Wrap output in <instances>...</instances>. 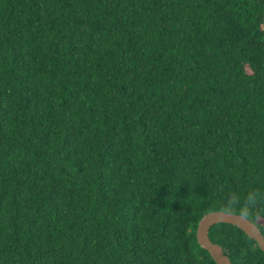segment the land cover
<instances>
[{
	"label": "trees",
	"instance_id": "obj_1",
	"mask_svg": "<svg viewBox=\"0 0 264 264\" xmlns=\"http://www.w3.org/2000/svg\"><path fill=\"white\" fill-rule=\"evenodd\" d=\"M262 20L263 0H0V264H216L196 226L217 210L264 236ZM208 236L264 264L238 227Z\"/></svg>",
	"mask_w": 264,
	"mask_h": 264
},
{
	"label": "water",
	"instance_id": "obj_2",
	"mask_svg": "<svg viewBox=\"0 0 264 264\" xmlns=\"http://www.w3.org/2000/svg\"><path fill=\"white\" fill-rule=\"evenodd\" d=\"M263 30H264V0H263ZM218 223H228L241 229L250 238L256 241L259 248L264 252V236L249 218L241 214L226 212L223 210L211 211L203 215L196 226V239L216 264H232L222 247L212 242L208 236L211 226Z\"/></svg>",
	"mask_w": 264,
	"mask_h": 264
},
{
	"label": "clouds",
	"instance_id": "obj_3",
	"mask_svg": "<svg viewBox=\"0 0 264 264\" xmlns=\"http://www.w3.org/2000/svg\"><path fill=\"white\" fill-rule=\"evenodd\" d=\"M261 194L257 191H253L248 193L247 198H246V205H244L245 208L253 207L256 205L257 201L260 199ZM236 203L238 204L239 201H230V205ZM246 214V212H245Z\"/></svg>",
	"mask_w": 264,
	"mask_h": 264
}]
</instances>
